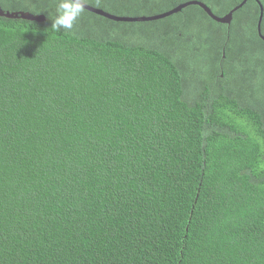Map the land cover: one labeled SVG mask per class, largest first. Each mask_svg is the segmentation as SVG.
<instances>
[{
    "label": "trees",
    "instance_id": "1",
    "mask_svg": "<svg viewBox=\"0 0 264 264\" xmlns=\"http://www.w3.org/2000/svg\"><path fill=\"white\" fill-rule=\"evenodd\" d=\"M56 2L0 0V264H264L258 1Z\"/></svg>",
    "mask_w": 264,
    "mask_h": 264
},
{
    "label": "water",
    "instance_id": "2",
    "mask_svg": "<svg viewBox=\"0 0 264 264\" xmlns=\"http://www.w3.org/2000/svg\"><path fill=\"white\" fill-rule=\"evenodd\" d=\"M247 0H243L240 4H238L237 6H235L233 9H231L227 14L221 16V15H217L215 14L212 9L205 4L203 1L200 0H189L187 2L181 3L179 4L177 7H175L172 10H169L163 14H159V15H153V16H138V17H127V16H117L115 14L109 13L101 8L98 7H94L91 6L87 3V5H85V9L97 13L99 15L105 16L107 18H110L112 20H118V21H146V20H154V19H159V18H164L167 17L169 15H172L176 12L181 11L183 8L189 6V5H198L200 7H202L207 14L213 18L214 20L221 22V23H227L230 24L233 18V13L238 10L240 7H242ZM258 1L259 5H260V16H259V21H258V32L261 38L264 39V35L262 34L261 31V23H262V19H263V14H264V8L262 3L259 0ZM0 16L1 17H6V18H23V19H27V20H32V21H45L46 20V16L44 14H33L31 12L28 11H9V10H4L1 6H0Z\"/></svg>",
    "mask_w": 264,
    "mask_h": 264
},
{
    "label": "clouds",
    "instance_id": "3",
    "mask_svg": "<svg viewBox=\"0 0 264 264\" xmlns=\"http://www.w3.org/2000/svg\"><path fill=\"white\" fill-rule=\"evenodd\" d=\"M87 0H57L55 11L49 12L51 31L71 32L85 11ZM47 29V31L49 30Z\"/></svg>",
    "mask_w": 264,
    "mask_h": 264
},
{
    "label": "bare ground",
    "instance_id": "4",
    "mask_svg": "<svg viewBox=\"0 0 264 264\" xmlns=\"http://www.w3.org/2000/svg\"><path fill=\"white\" fill-rule=\"evenodd\" d=\"M260 1V0H259Z\"/></svg>",
    "mask_w": 264,
    "mask_h": 264
}]
</instances>
